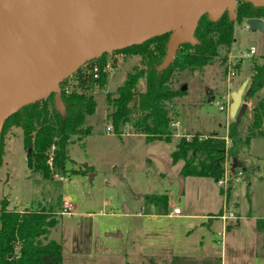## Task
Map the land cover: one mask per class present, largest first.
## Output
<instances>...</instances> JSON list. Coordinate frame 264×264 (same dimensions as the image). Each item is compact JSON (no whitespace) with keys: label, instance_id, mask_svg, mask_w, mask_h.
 Returning <instances> with one entry per match:
<instances>
[{"label":"rangeland","instance_id":"1","mask_svg":"<svg viewBox=\"0 0 264 264\" xmlns=\"http://www.w3.org/2000/svg\"><path fill=\"white\" fill-rule=\"evenodd\" d=\"M236 6L237 2L234 17ZM250 48L253 54L240 56ZM263 54L264 32L249 28L243 20L234 24L230 48L219 47L211 64L175 72L170 87L185 89L166 104L171 122L177 124H170L169 141H147L135 128L133 121L140 116L136 100L129 105L130 122L113 125L114 107L106 102L105 93L116 96L126 73L139 64V56L112 54L105 88L90 92L96 105L85 120L91 128L85 150L74 135L67 143L66 173L47 179L31 172L20 128L5 131L0 146V204L7 200L8 209L16 211L51 208L58 222L48 238L61 244L62 264H216L218 258L223 264H264V221L256 225L258 218H264V137L252 139L240 157L254 170L249 176L231 174L230 158L226 159V187L209 177H182L183 161L173 163L170 156L182 136L214 133L227 139L231 121H239L242 134H247L256 99H245L247 83L241 96L245 109L239 108L230 118L229 94L243 80L249 82L252 61L261 62ZM72 80L67 76L59 88L71 86ZM143 89L140 79L138 90ZM163 194L165 210L161 199L151 200ZM67 197L74 205L71 216L61 214ZM176 207L181 213L174 215ZM223 211L236 216L234 226L221 229L218 217ZM188 220L196 224L189 225Z\"/></svg>","mask_w":264,"mask_h":264},{"label":"trees","instance_id":"2","mask_svg":"<svg viewBox=\"0 0 264 264\" xmlns=\"http://www.w3.org/2000/svg\"><path fill=\"white\" fill-rule=\"evenodd\" d=\"M263 16L264 7L244 0L237 1L234 19H230L227 12L216 20H210L207 15L201 16L193 32L197 42L181 43L172 60L163 69L159 66L166 54L170 32L154 36L140 44L114 50L111 54L104 52L91 58L71 74V86L60 88L62 110L57 108L53 94L22 106L4 120L0 130V146L3 145L5 131L18 127L24 147L30 149L26 154V166L31 172L47 179L57 172L66 173L70 160L67 143L74 135L79 146L85 150V139L91 132V128L85 125V120L87 115L94 112L96 105L90 92L105 88L109 71L107 67L113 62L109 60L115 53L138 55L139 64L126 73L123 84L116 88L115 97L105 93L106 102L114 107L110 114L113 125L130 122L129 105L136 100L140 116L133 121L135 128L147 141H169L171 119L166 104L183 93L180 87H170L173 74L211 64L219 55V47L230 48L234 40L235 23ZM261 59V62L252 61L245 94L247 100L256 99L251 109L247 134H242L239 121L235 120L227 124V139L214 133L208 136L195 134L190 138L182 136L175 142L170 154L173 163L183 161L180 170L182 177H209L218 182L225 174L224 164L227 158H230L231 174L241 171V175L247 177L254 173L251 165H244L240 157L248 152L252 139L264 137V96L258 97L264 88V54ZM140 79L144 80V89L141 91L138 90ZM159 199L165 210L167 195L152 196L151 200L157 202ZM7 206L8 201L2 200L0 264H62L61 244L48 238L51 229L58 222L56 213L51 208L16 211ZM263 221L264 219L258 218L256 225ZM219 260L220 258L216 264H220Z\"/></svg>","mask_w":264,"mask_h":264},{"label":"water","instance_id":"3","mask_svg":"<svg viewBox=\"0 0 264 264\" xmlns=\"http://www.w3.org/2000/svg\"><path fill=\"white\" fill-rule=\"evenodd\" d=\"M238 0H0V130L22 106L53 94L59 110L60 82L91 58L170 32L160 69L183 42L195 44L201 16L234 18ZM264 7V0H244ZM264 32V20L246 18ZM243 80L230 92L229 117L240 108ZM185 86H181L184 90ZM30 149H27V153Z\"/></svg>","mask_w":264,"mask_h":264},{"label":"built area","instance_id":"4","mask_svg":"<svg viewBox=\"0 0 264 264\" xmlns=\"http://www.w3.org/2000/svg\"><path fill=\"white\" fill-rule=\"evenodd\" d=\"M254 53V49L253 48H250L249 50H248V52H243V53H240V56L241 57H249V55L250 54H253ZM68 91V89L66 88L65 89V92H67ZM221 109L223 108L222 106L220 107ZM171 124L174 126H176L177 124L176 123H174V122H171ZM106 130L108 131V130H110V127H107L106 128ZM237 175H241V171H238L237 172ZM239 176H237V178H236V180H238L239 178H238ZM219 185H221L222 183H224V187H226V178H222V179H220L218 182H217ZM62 206H63V211L61 212V214L62 215H64V216H71L72 215V204H71V202L69 201V198H66L65 200H64V203L62 204ZM181 213V211H180V209L178 208V207H176V208H174L173 210H172V214H174V215H177V214H180ZM219 219H221L222 221H224V222H226V223H228V222H234V220L236 219V217L234 216V214L232 213V212H229L228 214H226L224 211L219 215V217H218Z\"/></svg>","mask_w":264,"mask_h":264},{"label":"crops","instance_id":"5","mask_svg":"<svg viewBox=\"0 0 264 264\" xmlns=\"http://www.w3.org/2000/svg\"><path fill=\"white\" fill-rule=\"evenodd\" d=\"M183 180H184V178H182ZM217 183V182H216ZM9 184V183H8ZM67 198H69V197H67ZM72 204V203H71ZM126 206V205H125ZM73 207H74V205L72 204V209H73ZM235 216V215H234ZM236 217V216H235ZM261 219H264V218H261ZM220 221H221V229L222 228H226V226H234L237 222H236V219L234 220V222L232 223L231 221L230 222H228V223H226V222H224V221H222L221 219H220ZM212 223V222H211ZM187 224H196L194 221H192V220H188L187 221ZM211 225V224H210ZM212 227V225L210 226V228ZM227 229V228H226ZM119 235H122V233H120V232H117ZM111 234V233H110ZM220 264H223V260L220 258Z\"/></svg>","mask_w":264,"mask_h":264},{"label":"flooded vegetation","instance_id":"6","mask_svg":"<svg viewBox=\"0 0 264 264\" xmlns=\"http://www.w3.org/2000/svg\"><path fill=\"white\" fill-rule=\"evenodd\" d=\"M264 17V16H263ZM258 18H262V17H258Z\"/></svg>","mask_w":264,"mask_h":264}]
</instances>
